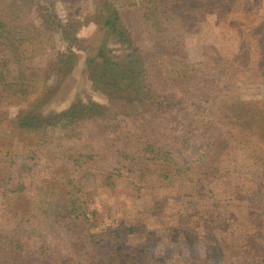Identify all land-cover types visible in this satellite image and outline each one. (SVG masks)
I'll return each instance as SVG.
<instances>
[{
  "label": "trees",
  "instance_id": "obj_1",
  "mask_svg": "<svg viewBox=\"0 0 264 264\" xmlns=\"http://www.w3.org/2000/svg\"><path fill=\"white\" fill-rule=\"evenodd\" d=\"M225 2L0 0V200L2 206L27 200L15 227L0 230V264H62L57 240L78 245L85 264H162L154 254L156 238L143 225L127 227L130 235H147L143 251L126 249L122 232L106 238L93 233L98 210L90 209L91 187L125 183L141 199L143 191L207 185L215 163L240 152L262 163L264 173V143H250L245 135L258 134L263 125L256 98L264 97V65L172 57L185 48L193 25L222 17ZM134 19L152 38L140 69L121 65V57L106 47L112 40L132 48L127 27ZM92 21L109 40L90 53L87 70L95 88L113 96L107 106L80 101L62 115L46 114L43 95L32 92V65L45 60L46 87L67 78L77 66L78 35ZM205 132L211 134L202 155L182 165L175 148ZM20 155L27 159L22 166L14 161ZM41 163L64 169L58 186L17 177L22 171L31 176ZM192 199L183 195L186 216ZM259 213L258 230L242 239L235 230L213 240L228 227L220 212L203 213V227L178 226L184 240L206 242L208 256L196 262L175 256L169 264H264V248L256 242L264 239V204Z\"/></svg>",
  "mask_w": 264,
  "mask_h": 264
},
{
  "label": "rangeland",
  "instance_id": "obj_2",
  "mask_svg": "<svg viewBox=\"0 0 264 264\" xmlns=\"http://www.w3.org/2000/svg\"><path fill=\"white\" fill-rule=\"evenodd\" d=\"M72 1V0H68ZM115 5H121L123 0H113ZM222 17L205 23L193 25L186 35L185 48L172 54L176 61L211 62L220 58L242 60L245 66L264 65V0H226ZM129 38L134 43L132 48L119 45L112 40L108 41L101 31L97 21L83 25L76 47L78 55L77 66L72 74L62 81H52L46 87L47 65L44 59L36 60L32 65V92L43 95L45 101L42 111L46 114L62 115L80 101L108 105L109 96L98 91L93 84V77L87 70L88 57L94 54L100 42L108 41L106 47L121 57V65L140 69L143 65V54L151 51L152 42L149 39V29L142 22L132 20L127 27ZM219 31V36H216ZM151 37V36H150ZM249 77L243 76V79ZM109 95V96H108ZM121 98L120 96H115ZM263 115V125L258 134H246L248 142L264 143V97L256 98ZM207 108H209L207 106ZM197 135L186 145L176 147L174 154L182 165H191L203 153L206 137ZM18 147V146H17ZM226 160L217 161L214 165V174L207 185H178L174 191L148 190L141 192V199L136 193L126 189V184L110 182L100 189H90V209L98 211L96 215L97 228L93 233L98 238H106L109 233L116 231L124 235L123 246L131 251H143L148 247L144 242L147 235H130V225H143L151 236L156 238L154 254L160 263L169 264L175 256H182L188 261H204L207 258V244L199 241L191 243L183 238L185 227H203L204 214L212 217L220 212L221 217L229 220L224 233H219L213 240L231 236L229 232L235 230V237L242 239L244 234H254L258 230L261 204H264V173L262 163L250 158L245 152L234 154ZM14 160V159H13ZM19 166L27 159L17 156L15 160ZM159 166V165H158ZM44 163L39 169L27 173L18 172L17 177L26 178V182L40 183L43 186H58L59 176L64 169H45ZM160 168V167H159ZM153 170V172L157 171ZM183 195L193 196L189 210L191 216H186L183 210ZM0 200V230L13 229L17 223V216L24 212L27 200L21 199L18 203L1 205ZM204 213V214H203ZM184 215V217H182ZM258 217V218H257ZM179 219H182L181 222ZM182 226L183 229L178 228ZM48 235L55 237L53 230L45 229ZM229 231V232H227ZM49 235V236H50ZM60 239V238H59ZM68 239V236L64 237ZM257 244L264 248V239L256 238ZM59 263L85 264L81 258L80 247L77 245L59 242ZM78 249V251H77ZM19 264H26L21 262Z\"/></svg>",
  "mask_w": 264,
  "mask_h": 264
}]
</instances>
